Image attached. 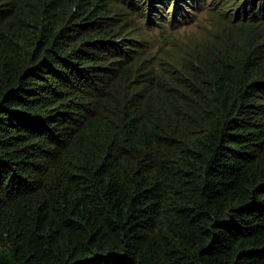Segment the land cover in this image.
I'll use <instances>...</instances> for the list:
<instances>
[{
	"label": "trees",
	"instance_id": "obj_1",
	"mask_svg": "<svg viewBox=\"0 0 264 264\" xmlns=\"http://www.w3.org/2000/svg\"><path fill=\"white\" fill-rule=\"evenodd\" d=\"M207 8L156 67L107 0H0V264H264V0Z\"/></svg>",
	"mask_w": 264,
	"mask_h": 264
},
{
	"label": "rangeland",
	"instance_id": "obj_2",
	"mask_svg": "<svg viewBox=\"0 0 264 264\" xmlns=\"http://www.w3.org/2000/svg\"><path fill=\"white\" fill-rule=\"evenodd\" d=\"M111 6V14H117L120 10L124 15L123 29L130 35L138 39L149 41V53L155 66L170 63L177 65L185 50L209 39L223 23L233 19V12L229 11L220 21L209 16L208 4L210 0H204L202 5H198L196 0H186V4L180 3L181 10L177 15L178 22L173 23V27L166 29L159 28L154 24V16L163 17V21H168L167 10L175 0H170L161 9L152 11L149 8L148 0H107ZM130 2V3H129ZM231 2L225 6L227 9ZM117 18V16L115 17ZM122 24V25H123ZM165 65V64H164Z\"/></svg>",
	"mask_w": 264,
	"mask_h": 264
}]
</instances>
